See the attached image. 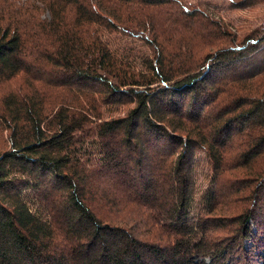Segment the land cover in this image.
<instances>
[{"label": "trees", "instance_id": "trees-1", "mask_svg": "<svg viewBox=\"0 0 264 264\" xmlns=\"http://www.w3.org/2000/svg\"><path fill=\"white\" fill-rule=\"evenodd\" d=\"M190 1L0 0V264H264L261 0Z\"/></svg>", "mask_w": 264, "mask_h": 264}, {"label": "rangeland", "instance_id": "rangeland-1", "mask_svg": "<svg viewBox=\"0 0 264 264\" xmlns=\"http://www.w3.org/2000/svg\"><path fill=\"white\" fill-rule=\"evenodd\" d=\"M195 1L197 0H191L190 2H188V4L194 5ZM209 2H211L212 4H220L221 0H207ZM221 15H224L225 21L226 23L229 25V29H228V33L231 34L232 36H236V35H242L241 38L246 34L248 35L249 33H251L252 31H255L259 28L260 24H264V0H261L255 7H252L250 9L247 10H241V11H228L227 13H221ZM264 29V28H263ZM237 33V34H236ZM231 39V38H230ZM210 52L213 51H209V50H204L202 55H206ZM242 70V68L240 69V71ZM224 94H221L220 96H222ZM223 97V96H222ZM123 110V108H122ZM210 110L204 111L202 114H204L203 116H208ZM211 112V111H210ZM215 115V114H213ZM209 128V127H207ZM4 138V137H3ZM1 142H2V137L0 135V146H1ZM203 150V149H202ZM199 159L196 160L195 165H199L200 162V166L202 167L200 170V176H199V181L197 182V187H198V192L197 196H200V194H204L206 193V186H207V179L206 176L204 177V173H203V169L204 172H206L207 170H209L208 163L206 161V155L203 153V151L201 152V154L198 157ZM261 165H262V169L264 170V164H255L253 169L255 172H257L259 169H261ZM211 169V168H210ZM233 180V179H231ZM207 182V183H206ZM242 187V186H240ZM250 189V188H248ZM219 213H216L214 216V219L218 218ZM220 220V219H219ZM254 230V229H253Z\"/></svg>", "mask_w": 264, "mask_h": 264}, {"label": "bare ground", "instance_id": "bare-ground-1", "mask_svg": "<svg viewBox=\"0 0 264 264\" xmlns=\"http://www.w3.org/2000/svg\"><path fill=\"white\" fill-rule=\"evenodd\" d=\"M250 66V65H249ZM248 67V66H247ZM249 68V67H248Z\"/></svg>", "mask_w": 264, "mask_h": 264}]
</instances>
